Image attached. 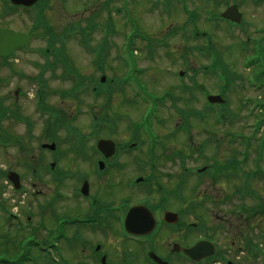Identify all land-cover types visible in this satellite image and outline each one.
<instances>
[{
	"label": "rangeland",
	"instance_id": "rangeland-1",
	"mask_svg": "<svg viewBox=\"0 0 264 264\" xmlns=\"http://www.w3.org/2000/svg\"><path fill=\"white\" fill-rule=\"evenodd\" d=\"M89 1L90 3L88 2V4L78 2L75 6L71 4L72 0H51V7L53 4V10L58 14L56 19H52L54 20L52 22L56 24L55 31L59 34L63 32V29L70 23H78L80 26H83L87 22L86 19L88 16H93V21L96 22L97 25L103 24L108 17L112 22L111 27H113V31L111 35L106 37L108 45L99 55H97V49L93 48L100 45L101 37L105 35L100 28L92 31V36L89 39V45L93 50L92 52H87L85 49L78 46V35H70L62 39V45L60 47L62 48V52L60 53L61 56L58 55L57 57V55H42L40 53L34 54L26 52L15 56V58L8 59L7 62L0 60V96L3 99L2 105L8 108L14 106V109L18 106L22 114L27 115L30 119H34L35 121L32 131L34 138L28 140V142L26 141L25 127L23 125L14 127L12 133L24 137V145L26 148L23 151L17 149V147H10L9 145L0 148V168L3 170L13 169L21 174L23 183H25V185H30L32 187V192L36 195V197L32 199L36 205L39 203V200H43L45 193L51 191L53 193L56 191L55 189H69L65 184L70 186L74 184L77 179L76 175V177L65 179L57 185L51 183V180L46 176L49 172L45 170L43 165L47 164L52 157L47 153L40 154L38 152L39 147L35 149V146L37 147L38 137L45 125L44 123L42 124V119L44 118L40 117L35 112V110H37L36 102L39 98L37 97L39 87L36 82L40 79L39 74L40 69L43 68L42 66L48 64L47 68L41 73L44 79L42 83V91H44L42 103H46L57 110L59 113L58 116L61 118L59 122L61 123V129L58 130V139L55 140L59 154L58 161L55 164H57L58 168L61 170L70 168L71 170L75 169L84 172L86 163L83 160L85 158H91L92 150L90 149V143H92L96 137H103L106 134L112 136L115 141L123 137L126 120L137 121V118L145 108V104L139 103L138 100L130 95L128 89L125 86L123 87L120 83V78L124 74L120 50L123 42L122 36L126 37V43L129 37L135 35H141L146 39L149 37L160 38L163 34L167 33L172 26L174 27L185 23L187 20V15L183 11L182 14L179 12V7H181L179 2L173 3L171 1L172 6L168 13L162 10V3H164L165 0H127L123 5L124 7L120 10L122 21L120 14H116L112 11V7L119 6L122 0H113L109 2L107 9L104 4L102 5V2H105V0ZM155 2H157V6H154ZM184 3L187 10H194L193 12L198 14V20L195 22L197 23V29L207 31L206 33H208L210 37H213V41H215L212 48L210 47L207 49L206 47V51L212 56L210 59L217 61L220 66L225 68L227 76L228 74L230 75V78L228 80L226 79L227 81L222 80V92L220 94H222L225 99L227 106L231 107L226 110H228V114L233 120H227L225 123L217 121L210 115V112L203 109L206 118L202 121L199 120V122L193 117L192 111L202 109L201 102L196 105L194 101L190 100L192 99L191 97H184L170 104H168L169 100H167L163 105H159V108L156 107L158 111L156 118L158 120L155 121L154 127L158 133H163L161 127L164 126L165 129H170L173 124L175 125L176 120H180L178 118L183 117L185 124L197 131H194L192 137L196 142H199L205 133V131L202 130L203 127L208 129L212 134L211 136L214 135V131L225 135L229 132V128H232V130H240L239 124L243 127V123L254 120V117L247 114L245 118L241 120L240 115H244V112H241L240 109V96H243L244 93L262 96L261 89H259L258 92L252 89L246 91L244 78L252 74L251 72L255 66L254 64H248V61L257 56L252 54L251 51L253 46L251 44L253 36H258L257 29L264 27V4H256L252 0H186ZM230 4H236L239 9L238 11L242 13V19L244 21V24L241 26L242 28L238 29L233 27L231 29L226 25L227 22L225 21L210 23L205 20L207 15H215L216 12L223 11ZM151 5H153V7ZM85 7L86 9H84ZM47 13L48 17H50L51 15L49 16V12ZM188 30H190V27ZM139 39L135 38V41L132 43V48L135 47L137 50L135 57L137 58L139 68H147V71L142 73L141 77L146 80L142 81V83L150 92L157 91L159 93L163 88L173 83V80L169 76V72L164 69L159 70L161 67L168 66L171 71L184 69V82L190 83L189 74L192 72L191 69L196 66V68L202 70L201 67L206 66V63L209 61L207 58H204L202 54L192 52V48H188L195 45L196 42L194 40H189L188 37L179 34L169 38V45L165 51L163 49H155L156 53H153L154 57L152 54L149 55V52L146 50H142L144 42H142V40L139 42ZM37 44H39V42H37L36 45ZM139 46L141 47L138 49ZM180 53L185 54L181 57ZM150 56H152V58ZM260 57L262 60L264 59L263 56ZM60 58H64L65 61L70 62L72 67L74 66V68L82 73L83 84L74 81L75 79L72 76L64 77V73L66 75H69V73L63 71L65 70V65ZM99 58L102 59V63H99ZM36 64L42 65L36 67ZM89 64L91 65L90 67ZM150 71H152V76L149 75ZM103 73L106 76L105 79L108 80V82H106L107 84L104 86L99 84L98 80H96ZM81 76L79 77L81 78ZM222 76H224L223 73ZM196 79L197 82L205 83L210 90L217 89L219 79L216 78L214 74L202 73L201 75H197ZM73 84L78 90H74ZM177 84L179 85V83ZM71 87L73 88L72 92ZM93 87H95L96 90H100L98 96H96V93L92 92ZM177 87L178 86H175L173 91L180 94L179 90L176 91ZM188 88L189 90L186 95L198 93L197 91H193L191 87ZM106 89L110 90L107 94H105V92H107ZM179 111H181L182 114H180ZM100 117L105 118L102 123L100 122ZM160 120L163 121L161 125L157 122ZM239 120L241 121L238 124ZM0 124L3 127L9 125L10 129L12 128L13 122L12 120L6 119ZM91 124H93L92 128L90 127ZM68 126L72 128L70 132L66 130ZM73 128L77 129L78 132L84 136L93 131L88 140L84 142L81 150L82 154L78 152L79 154L77 155V153L69 151V148L72 146V141H63L65 137H69L71 140L72 135L69 133L73 132ZM173 130L175 131V128ZM240 131L243 133H250L249 128L245 130L243 127ZM1 133H3V131L0 130V134ZM166 133H169V131H166ZM176 134L177 135L172 137L174 138L173 144L182 143V146H186L185 138L178 133ZM216 140H218V138H216ZM164 142L170 144L172 140L167 137V140H164ZM199 150L201 154L192 156L191 160L193 162L199 164L209 162L217 166L222 164L220 155L223 149L221 150V146L210 143L209 145L205 144L199 146ZM193 151L195 150L189 148L187 153L184 152V156L189 155V153ZM180 167L179 163L173 159L172 169L174 174L180 171ZM34 168L37 169L35 175H33ZM130 171L131 170L127 171L126 166V172L129 173ZM0 178V185L3 184L2 187H0V191L2 188L3 192L1 198H4L6 193H10V188L7 187L6 181L4 183V177L2 176ZM187 181L194 186L192 188H194L195 191H212L209 188L212 184L211 180L205 179L203 183L197 179H193L192 182L190 179ZM175 183L176 181H174L173 184ZM236 184L237 183L233 180H225L217 182L215 188L220 192V196L222 197L224 192L228 193L231 192L233 188L235 189L233 185ZM176 185H178V187L180 186V188L182 186L180 182L176 183ZM252 185L256 189H260L264 187V180L258 176L253 181ZM39 191L42 192V195L39 194ZM12 196L13 195H11V197ZM32 196L28 194L26 196L27 200L30 201ZM11 200L9 199L7 203L9 207L12 205ZM19 200L20 199L15 198L16 207H18L19 210L21 208L24 211L28 210L27 207L21 205ZM258 203L259 202H255V200L252 201L253 206ZM246 204L249 203L246 202ZM58 205H60V208L67 207L65 202H60ZM180 206V201H173V207L178 208ZM29 207L30 209L36 208L34 206ZM35 219H37V216L34 217L33 221H35ZM23 221H25V218ZM252 223L264 225V216L261 214L254 216L252 218ZM21 225H23V222ZM17 227V224L14 223L13 220L7 221V218L0 210V232L6 233L3 238L6 236H8V238L3 241L6 244L10 242L9 246L11 247H15L14 244L18 241L19 237H22L26 232ZM0 247L7 248V246L3 245ZM68 254L67 252V255ZM0 256L8 259L13 257L14 253L13 251L9 253L6 249L0 248ZM45 261L46 259L36 258L32 263L29 262L27 264H47V261Z\"/></svg>",
	"mask_w": 264,
	"mask_h": 264
},
{
	"label": "flooded vegetation",
	"instance_id": "flooded-vegetation-1",
	"mask_svg": "<svg viewBox=\"0 0 264 264\" xmlns=\"http://www.w3.org/2000/svg\"><path fill=\"white\" fill-rule=\"evenodd\" d=\"M47 7L48 2L33 5L30 10H26L14 7L9 0H1L0 29L30 32L31 40L42 41L45 53H51L54 47L45 40L42 33L44 26L34 21L35 14H28L30 11L37 13L41 9L45 15ZM29 47L30 42L23 48L15 49L14 53L21 54ZM141 139L135 128L129 127L116 143L112 155L104 157L97 152L96 158L84 160L86 176L82 177L80 183L75 181L69 186L71 192L68 209L80 212L82 217L87 218V222L73 225L77 234L70 235L68 251L71 254L60 256L62 264H77L79 261L102 264V256L109 264H153L141 254L144 249L142 246L148 245L150 251L170 264L172 261L176 264H264V225L252 223L254 216H264V187L256 189L252 185L251 180L257 177H249L245 165L246 162L251 164L250 152L240 154L237 159L240 175L232 176L225 172L216 176L217 180L209 186L211 192L195 191L187 180L192 182L199 176L195 178V175L187 172L182 179L181 206L177 209L180 223L173 227L163 221V215L173 211V144L156 143L150 147L143 139L139 142ZM181 144L174 146L176 154L181 153V161L185 162L190 160L189 155L184 156L189 147L188 143H185L186 146ZM218 145L223 149L221 156L235 154L231 152L235 145L232 148L229 144ZM199 146L198 143L192 144L191 150H199ZM233 162L228 159L229 164ZM126 166L127 171L139 167L138 174L127 173ZM260 178L263 179L262 176ZM84 180L87 181L85 196L81 194ZM225 180L237 183L233 186L239 196L234 188L220 196L215 186L217 182ZM253 193L261 199L255 206L246 199ZM59 199L60 195L57 194L48 202L47 213L57 207ZM134 206L138 207L134 211V219L140 221V226L146 220H151V217L154 218L153 231L141 236L149 238L144 244L133 243V236L123 232L125 214ZM41 225L50 229L53 223L42 222ZM83 227L87 230H83ZM105 233L111 234V237ZM173 242H177L186 252L195 249L188 253L173 252ZM196 243L198 246H195Z\"/></svg>",
	"mask_w": 264,
	"mask_h": 264
},
{
	"label": "water",
	"instance_id": "water-1",
	"mask_svg": "<svg viewBox=\"0 0 264 264\" xmlns=\"http://www.w3.org/2000/svg\"><path fill=\"white\" fill-rule=\"evenodd\" d=\"M235 7H230L228 8V10L224 13L225 16H228L229 14H231L233 17H236L235 19H239L238 14L236 13ZM109 143V141H105V140H101L98 142V147L100 148H105L107 147V144ZM14 176V175H13ZM13 178V177H12Z\"/></svg>",
	"mask_w": 264,
	"mask_h": 264
}]
</instances>
